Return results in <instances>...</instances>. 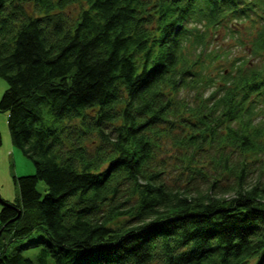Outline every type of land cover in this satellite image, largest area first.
<instances>
[{
    "label": "trees",
    "instance_id": "1",
    "mask_svg": "<svg viewBox=\"0 0 264 264\" xmlns=\"http://www.w3.org/2000/svg\"><path fill=\"white\" fill-rule=\"evenodd\" d=\"M234 19L255 56L213 73L211 30ZM0 76L35 167L1 197L0 264H264V180L246 158L264 154V0H0ZM165 137L204 187L167 184ZM194 148H217L215 167Z\"/></svg>",
    "mask_w": 264,
    "mask_h": 264
},
{
    "label": "rangeland",
    "instance_id": "2",
    "mask_svg": "<svg viewBox=\"0 0 264 264\" xmlns=\"http://www.w3.org/2000/svg\"><path fill=\"white\" fill-rule=\"evenodd\" d=\"M80 4H75L69 7L67 10L69 13H77ZM250 21L243 19H234L230 20L227 24L221 25L217 30H211L210 41L206 45V50L211 53L220 54L218 58L216 57L212 63H210L209 70L216 73L219 69V63H224L223 68L230 67V62L234 60L237 56H243L247 60L253 59L255 53L249 52V44L247 38L252 32V28L249 27ZM232 26L234 29H237L238 32H233L229 28ZM242 39L243 45L239 40ZM243 58V59H245ZM256 59V58H255ZM7 87V82L4 78L0 76V98L2 97L5 89ZM190 91H183V95H187L189 99L193 94V91L197 90L195 88L188 89ZM182 95V92H181ZM8 113L6 111L0 110V134H1V143H0V195L4 199L15 200L19 196L18 185L14 183L13 176H19L24 174H32L35 170L34 164L30 159L25 156L22 151H19V148L15 147L12 143L10 131L8 130ZM202 147L207 150H212L214 147H209V145L204 144ZM225 148L228 151H232L231 161H236L237 155L241 156L238 152L239 149L235 147L232 142H225L221 145V148ZM181 145H179L178 140L172 137H165L163 139L162 147L158 150L157 159L153 163L158 164L161 169H163V176L165 181L169 186L186 188L188 186H201L204 187L206 184L201 178V176L195 175V173L190 174L186 161L184 162L179 157L181 156L180 150ZM234 149V150H233ZM195 150V151H194ZM191 149V153H194L192 159V164L204 165V170L212 169L215 167L213 162L214 153H218L216 148L213 153H207L205 151L199 150V148ZM256 153H250L246 156L247 161H249V167L252 171L251 175L255 176L261 172V178L264 180V154L256 156ZM193 175V177H191ZM231 177L225 175L223 179V186H227L228 179ZM39 187L41 191H44L45 184L40 181ZM224 187V188H225ZM1 209V204H0ZM39 247H29L23 250L24 255L34 256Z\"/></svg>",
    "mask_w": 264,
    "mask_h": 264
},
{
    "label": "water",
    "instance_id": "3",
    "mask_svg": "<svg viewBox=\"0 0 264 264\" xmlns=\"http://www.w3.org/2000/svg\"><path fill=\"white\" fill-rule=\"evenodd\" d=\"M0 201L3 202V201L1 200V196H0ZM4 203H5V202H4Z\"/></svg>",
    "mask_w": 264,
    "mask_h": 264
}]
</instances>
